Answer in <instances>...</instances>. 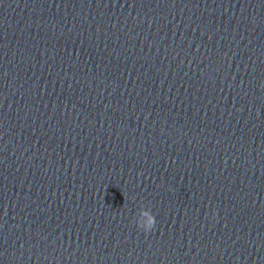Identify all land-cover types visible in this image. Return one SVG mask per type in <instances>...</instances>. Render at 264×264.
<instances>
[{"label": "water", "instance_id": "water-1", "mask_svg": "<svg viewBox=\"0 0 264 264\" xmlns=\"http://www.w3.org/2000/svg\"><path fill=\"white\" fill-rule=\"evenodd\" d=\"M0 264H264V0H0Z\"/></svg>", "mask_w": 264, "mask_h": 264}, {"label": "clouds", "instance_id": "clouds-1", "mask_svg": "<svg viewBox=\"0 0 264 264\" xmlns=\"http://www.w3.org/2000/svg\"><path fill=\"white\" fill-rule=\"evenodd\" d=\"M140 214L146 218V223H140L139 221L136 223L138 229L142 230L144 233H149L154 230L156 226V219L153 214L149 211L141 209ZM215 216V212L213 213V217Z\"/></svg>", "mask_w": 264, "mask_h": 264}]
</instances>
